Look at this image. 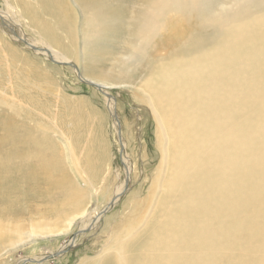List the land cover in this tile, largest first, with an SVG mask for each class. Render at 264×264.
Here are the masks:
<instances>
[{"label":"rangeland","instance_id":"obj_1","mask_svg":"<svg viewBox=\"0 0 264 264\" xmlns=\"http://www.w3.org/2000/svg\"><path fill=\"white\" fill-rule=\"evenodd\" d=\"M19 1L0 0V27L10 35L16 33L17 44L30 47L29 52L16 45L18 56H6L9 51L2 45L5 41L0 42V226L7 230L0 237V264H79L85 258L94 264H115L111 261L115 253L107 257L110 261L102 259L119 242L132 237L128 250L133 260L139 242L147 243L155 229L161 204L187 188H176L169 181L183 161V147H171L167 127L161 124L167 125L166 119H157L153 112L154 107L167 118L168 103L156 101L144 91V82L157 73L160 58L172 64L234 41L242 43L236 50L239 56L224 59L215 79L226 86L225 112L232 104L238 107L237 113L223 122L219 153L226 156L234 151L227 157L235 162L230 171L241 166L246 170L242 168V181L236 184L233 199L242 213L233 208L228 217L222 216L225 222L211 211L205 212L207 228L196 225L194 221L202 217V206L208 204L209 197L217 199L207 187L209 180L206 184L198 181L190 188L192 207L180 210L179 201L175 213L177 217H190L183 222L184 231L190 227L196 232L193 244L197 247H193L190 264H264V23L254 25L249 32L229 31L238 21H228L224 27L214 24V19L228 9L240 8L264 20V0H197L198 8L191 9L189 4L188 18L169 10L150 37L148 54L138 49L141 38L132 24L151 10L154 0ZM8 6H14L16 14L20 11L23 19H16L17 24ZM104 8L109 16L103 15ZM95 12L100 24L93 29L89 14ZM101 27L110 35L102 33ZM0 37L8 38L1 28ZM14 37L7 41L14 42ZM40 39L47 41L42 43ZM64 46L72 51L63 50ZM82 73L96 86L86 82ZM110 100L113 108L109 107ZM65 106L76 109L79 116L65 113ZM97 121L99 135L94 127ZM74 132L80 133L77 139ZM94 136L95 148L99 142L107 144L108 160L105 158L107 161L99 168L85 160ZM212 143L216 146L206 142V149L216 150L218 141L214 136ZM45 164L51 167L42 174L26 170L31 165L38 168ZM29 173L33 180L28 179ZM129 177L131 186L127 187ZM203 187L209 193L205 191L201 198L198 190ZM83 207L88 208L86 215L77 217L63 235L29 240L16 247L13 245L18 241L8 244L32 226L53 222L59 227L70 213ZM94 212L98 215L96 223L84 229ZM167 218L164 214L160 222ZM129 228L132 232H127ZM171 241L182 244L181 239Z\"/></svg>","mask_w":264,"mask_h":264},{"label":"bare ground","instance_id":"obj_2","mask_svg":"<svg viewBox=\"0 0 264 264\" xmlns=\"http://www.w3.org/2000/svg\"><path fill=\"white\" fill-rule=\"evenodd\" d=\"M87 1H92V0H87ZM18 2H21V1L18 0ZM84 3H87V2H84ZM189 4H190L191 9L198 8V6L200 5L197 2V0H154V1H152L151 10H149V12L147 14L143 15L141 17V19L135 21L132 24V29L134 30L135 33L137 32V34L141 38L140 44L138 45V49L141 52H143L144 54H148L151 50V47H152V44H151L152 41L150 40V37H152L154 35V33L156 32V30L158 28V25L163 24L162 18H164L168 15L169 10L177 11L183 17L188 18L189 12L191 11L189 8ZM29 6L30 5L28 4V7ZM8 7L10 9L12 19L15 22H16V19H17V21L19 19H23V17L20 15V11L17 10L18 11L17 14L15 13L16 11L14 12V9H15L14 6H8ZM26 7L27 6H25L24 9H26ZM28 9H31V8H28ZM34 10L35 9H33V13H34ZM114 10H116V8H114ZM112 11H113V9L110 11L109 14H111ZM228 11L229 12L222 14L221 17L214 19L215 20L214 24L215 25L217 24L220 27H224V25H226V22H228V21H231V22H232V20L238 21V23H235L232 26V28H230L229 31L249 32L250 30L254 29V25L260 26L264 23L262 16L260 18L254 17L249 12V10H247L246 8L234 9L233 11H230V9H228ZM97 13L98 12H95L94 15H91V13L89 14V19H90L89 21H93V23H94V25L92 27L93 29H96L97 25L100 24L98 21V18L100 16ZM103 15H108V11L106 8H104V10H103ZM38 20H40V19H38ZM38 20H36V21H38ZM39 22L40 21H38V23ZM259 23H260V25H259ZM14 24H17V22ZM43 25H45V24H43ZM0 28L2 29L3 32H5V34L7 35V37L9 39H10V37H14L16 35V33H13L12 35H10L9 32H6L2 28V26ZM100 31H102V27H101ZM50 32H51V30H50ZM103 32L110 35L107 32L106 28L102 31V33ZM54 35L55 34L53 33V36ZM47 36H48V34H47ZM8 38L2 39L0 37V42L5 41L2 44L3 47L9 51L5 55L6 56L7 55L8 56H13V55L18 56L19 52L17 50L16 45L22 49L23 48L22 44H17V42L19 40L18 39L16 40L15 37H14V42L10 41L11 42L10 43L7 41ZM40 40L42 43H45L47 41V40L46 41L44 40L45 42H43L42 39H40ZM235 40H237V39H235ZM50 43H52V42H50ZM58 44H60V43H58ZM196 44L197 45L200 44V41H197ZM61 45H63V44H61ZM186 45L188 46V43H186ZM191 45H192L191 41H189L190 49H191ZM24 46H25V48H23V49H27L30 52V47H28L29 45H24ZM241 46H242V43L237 42V41H234L231 43H224L219 48H215L214 50L211 48H208L206 50L207 52L200 53L198 55L193 56L192 58L178 59V60L174 61L172 64H166L165 63L166 59L160 58L159 59L160 67L158 68L157 73L154 72L155 74L150 76L149 78H147L146 81L144 82V85H143L144 91H147V93H149L156 101H161L162 103H165V104L168 103L169 108H168V112H167V118L165 115H162L154 107H153V112H154V116H156L157 119H160V118L166 119L167 125L163 124V123H161V124H162V127H164V128L167 127L166 133L168 134V137L170 138L169 142L171 143V147L174 145H180L183 147V151H182V160L183 161L180 164V166L176 169V172H174L175 177L173 179L170 178L169 181L172 182L173 186L176 188L177 187H183L184 185H187V188H185L183 190V192L180 193L179 195L167 199L166 200L167 203L161 204L162 201L160 202V204L162 206L160 208L162 210V213L159 215V217L161 219V217L164 214H166L168 216V218H167L168 220L164 219L162 222H160V219H159V221L156 224H153V225H155L154 226L155 229L153 230L150 238L148 239V242L145 244L143 241H142L143 243L141 241L139 242L140 246H139V248L136 249L137 254H136V257L133 256L134 257L133 260L130 258L131 254H129L130 251L128 250V248H130V244L132 245V243H133V241H132L134 239L133 237L127 241L125 239L124 241L119 242L118 245L115 242V244L117 246L113 247V252H108L106 254V256L103 257L102 260H104L108 256L115 253L116 256L115 257L112 256V258L114 260L113 259L111 260V257H110V258H107V259H109L107 261H110V260L114 261L115 264H131V263L132 264H190V260L192 259V256H193V254H192L193 247H197V246H195V244H193V241H195L194 234H196V232H195V229L190 230L189 229L190 227L188 228V225L185 226V228H188V230L184 231L182 229L184 227L183 222L184 221L188 222V220H190V217L186 216L185 214H182V216L177 217L176 213H175V205L177 204V202L180 201V203H179V209L180 210H182L183 208H186L187 206H188L187 207V210H188L189 207L193 206V203L191 204L192 199H193V194H192L190 188L193 187L198 181H202L204 184H206L209 180V184L207 187H209L213 196H217V199L211 200L209 197L208 204H204L202 206V209H203L202 217L199 220L194 221V223L196 225H199L200 227L207 225V223H206L207 216H205L206 215L205 212L211 211L212 213H214L217 216L219 221L221 218H223L222 216H225V218H226V216L228 214H231L233 208L238 210L235 212H238V213L240 212L238 209L240 207V205L237 204V202H235L233 199H234V195H235V191H236V184L238 182L241 183V181H242V176H243L242 168H244V167L241 166L240 168H235L233 171H230V166L235 162L229 161L227 159V157L233 156L234 151H228V153H226V156L219 153L221 150V147H222V125H223V122L226 118H231L233 115H235L238 111V107L236 105L232 104L227 109V111L225 112V105H226V101H227L226 95H225V87L226 86H225L224 81H222V84H221V82L219 81L218 78L215 79V73H216L217 69L223 67V60L224 59L234 60V57H233L234 54L238 58L239 54L236 50H238ZM64 47L65 48H63V50H67L69 52L72 51V48L67 47V46H64ZM49 48L50 49L55 48L58 51V49L56 47L53 48L52 46H50ZM226 52H228V53H226ZM31 53H33V52H31ZM34 55H35V53H34ZM29 57H30V55H29ZM25 61L27 62V60H25ZM71 61H72V59H71ZM156 63H154V64H156ZM32 64H30V65H32ZM74 64L76 67H78V65H76V63H74ZM77 64H79V63H77ZM125 64H127V63H125ZM38 70H41V69H38ZM122 70H123V68L120 71H122ZM247 70H249V68H246L245 71H247ZM240 73L241 72H239L238 75ZM85 78H86V76H85ZM86 80H87L86 82L89 81L88 83L90 85L93 84L92 81L88 80L87 78H86ZM251 82H252V79L250 82L248 81V83H251ZM94 83H96V82H94ZM116 85H117V83H116ZM94 86H96V85H94ZM106 95H109V94L106 92ZM64 102H65V104H67L66 100ZM113 106L114 105L112 104V102L110 100L109 107L113 108ZM64 111H65V113L74 114L72 117H78L79 116V112L76 109H71V108L65 106ZM101 117H102V115H101ZM102 121H103V119H102ZM263 126H264V121H263ZM94 127L96 128V132H97L96 135H99V133L101 132V130H100L101 127L99 125V121L96 122V126H94ZM176 127H177L178 131H177ZM73 130H76V127H73ZM90 134H92V133H90ZM79 135H80L79 132H74V136L76 137V139ZM213 136L218 141L216 150H208V149H206V142L216 146V144L212 143V137ZM95 137L96 136H94L93 140L90 142V149L91 150L85 154V160H87V162H89L91 164L98 166V168H99L102 164H104L108 160V155H107V151H106V145L107 144L99 142L98 148H95L94 147V141H96ZM126 147H127V145H126ZM38 157L40 158L41 155H39ZM105 158L107 160H105ZM128 159L129 158H127V161L129 163ZM3 166H5V165H3ZM45 166H47V167H45ZM49 167H51V165H49V164L41 165L40 167L38 166V168H33V165H31L26 170H27V172H28V170H32L33 172L39 171V173L42 174V172H45V169L49 168ZM132 170H133V168H132ZM244 170H245V168L243 169V171ZM11 171H13V170H11ZM23 171H24V169H23ZM14 173H15V171H14ZM186 173H190V174H186ZM192 173H194V174H192ZM27 176H28L29 180H33L31 173H29ZM231 178L232 179L234 178L235 180L229 181ZM16 179L15 180L13 179V180L17 181ZM130 181H131V177H129L128 181H126L127 187L131 186ZM116 187H118V185H116ZM121 187L123 188V184ZM207 187H203V188H200L198 190V192H200L199 196L201 198L204 197L205 191L208 192ZM225 191H233V193H229V192H225ZM112 193L113 192H111V194ZM111 194L109 196H111ZM39 195H41V194L39 193ZM118 198H119V196L115 199V201L113 203L110 204V207L113 206L117 202ZM229 199L232 201L230 202ZM156 203H157V201H156ZM157 205H158V203H157ZM108 209H109V207H107V210ZM37 211H39V210H37ZM104 211H106V210H104ZM149 211H151V210H149ZM87 212H88V208L83 207V208L79 209V211H77L76 213L73 212L74 214L70 213V216L68 215L66 219H64L63 221L60 222L59 227H57L58 224H52L53 222L52 223L48 222L46 225L32 226V228L30 229V231L28 233L22 234L17 240H15L11 243L8 242V244L10 245V244L18 241L15 243V245L12 244L13 247L14 246L16 247L18 245H21V244L28 242L29 240L34 241V239H37V238L50 237V236L56 237V235L57 236L63 235L64 232L67 231V229L71 226L72 222L77 217L83 218ZM158 213L159 212H157V214ZM241 213H239V214H241ZM56 217H58V216H56ZM97 218H98V215L95 212L92 213L90 215L89 221L85 222V224L83 225V228L84 229L87 228L88 225L91 224L92 222H93V224L96 223ZM147 219H148V217H147ZM49 220H51V219H49ZM226 220L224 219L225 222H226ZM230 220H232V219H230ZM149 222H151V221H149ZM208 222H210V221H208ZM229 222L230 221H228V223ZM130 223H131V221H130ZM212 223H213V221H212ZM230 224H232V223H230ZM146 226H147V223H146L145 227ZM132 227H133V225H132ZM233 227H234V225H233ZM4 228L3 227L1 228V226H0V237L5 236V234L7 233L6 228L4 231H1ZM206 228H207V226H206ZM229 228H231V227H229ZM237 229H239V227ZM131 230L132 229L127 230V232L128 231L130 232ZM85 234L83 233L82 236ZM136 235H137V233H136ZM24 237H27V238H24ZM135 237L138 238V236H135ZM144 237H146V236H144ZM120 239H122V237ZM120 239H119V241H120ZM171 239L174 241L181 239L182 244L173 242V241H171ZM144 240H146V239H144ZM138 241H139V239H138ZM136 244H135V247H136ZM220 246L223 247V245H220ZM107 248H109V247H107ZM233 248H236V247H232L231 250ZM228 250L229 249H227V251ZM105 251H106V248H105ZM237 252H238V250H237ZM232 254H233V252H232ZM236 254L238 255V253H236ZM99 255H103V254H99ZM233 255H235V254H233ZM45 256H46V254H44L41 257V260H43ZM234 258H233V260H234ZM96 259L97 258H95V260ZM80 262L81 263H79V264H92L93 260H91V259L86 260V258H85V259H81ZM106 264H108V262ZM200 264H202V263H200ZM230 264H231V262H230Z\"/></svg>","mask_w":264,"mask_h":264}]
</instances>
